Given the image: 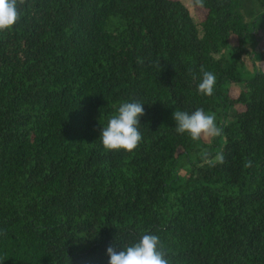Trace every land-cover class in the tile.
I'll return each instance as SVG.
<instances>
[{
    "label": "trees",
    "instance_id": "obj_1",
    "mask_svg": "<svg viewBox=\"0 0 264 264\" xmlns=\"http://www.w3.org/2000/svg\"><path fill=\"white\" fill-rule=\"evenodd\" d=\"M243 1L193 0L196 22L180 0H17L0 31V264H108L145 233L169 264H264V71L242 72L264 35ZM129 100L141 141L107 151L100 127ZM197 108L233 122L210 144L177 134L173 111Z\"/></svg>",
    "mask_w": 264,
    "mask_h": 264
},
{
    "label": "clouds",
    "instance_id": "obj_2",
    "mask_svg": "<svg viewBox=\"0 0 264 264\" xmlns=\"http://www.w3.org/2000/svg\"><path fill=\"white\" fill-rule=\"evenodd\" d=\"M19 18L17 0H0V31L11 29ZM196 86L198 94L211 96L216 85V76L210 71L201 70ZM144 115V104L139 100L121 102L116 111L100 127L98 139L107 151H133L141 141L140 118ZM177 134H186L193 141L202 136L215 137L221 132L215 117L197 108L191 113L175 110L172 113ZM108 264H169L161 250L160 238L155 234H142L131 244L116 251L106 249Z\"/></svg>",
    "mask_w": 264,
    "mask_h": 264
},
{
    "label": "rangeland",
    "instance_id": "obj_3",
    "mask_svg": "<svg viewBox=\"0 0 264 264\" xmlns=\"http://www.w3.org/2000/svg\"><path fill=\"white\" fill-rule=\"evenodd\" d=\"M190 11L192 17L194 18V20L196 22H198V20H202L199 17H203L204 15V10L203 8L197 7L193 4V0H180ZM201 9L203 11H201ZM242 13L243 16L245 18V21L248 24H253L256 25L257 27H261L258 29V34L259 35H264V9H262L256 0H244L243 1V5H242ZM235 40L232 39V43H234ZM261 42H258L254 39L252 40H248L247 42V47L248 50L250 51V55H251V59L254 62V64L248 66V70L246 68V70H242L243 73H247L248 76L252 75L251 71L252 69H257L258 71H264V62L261 60V49L262 47H260ZM264 44V42H263ZM239 88L242 89L244 88V85L238 84L236 86L233 87V89L231 90V95L232 96H236L237 93L239 92ZM214 115L215 117V123L217 125V127L220 128L221 130V126L224 124H228L233 122V110L230 108L226 114L223 113L222 109H219L217 112L215 113H209ZM218 137H206V136H202L201 139L206 142L207 144H210L214 141V139ZM208 156H211V154H209ZM217 159V157H216ZM215 159V160H216ZM190 171V166L188 165L187 160L182 159L180 162V167H179V175L183 178H185L188 173Z\"/></svg>",
    "mask_w": 264,
    "mask_h": 264
}]
</instances>
